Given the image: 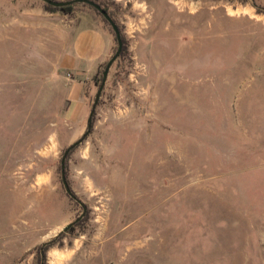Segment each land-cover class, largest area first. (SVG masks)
<instances>
[{
    "label": "rangeland",
    "instance_id": "rangeland-1",
    "mask_svg": "<svg viewBox=\"0 0 264 264\" xmlns=\"http://www.w3.org/2000/svg\"><path fill=\"white\" fill-rule=\"evenodd\" d=\"M98 1L124 47L67 158L84 211L61 160L108 63L78 74L73 41L103 16L0 0V264H264V0Z\"/></svg>",
    "mask_w": 264,
    "mask_h": 264
},
{
    "label": "crops",
    "instance_id": "crops-1",
    "mask_svg": "<svg viewBox=\"0 0 264 264\" xmlns=\"http://www.w3.org/2000/svg\"><path fill=\"white\" fill-rule=\"evenodd\" d=\"M99 21L97 26L83 22V26L77 30L73 41L72 50L75 56L73 67L78 74L87 77L93 75L109 61L115 48L114 34L105 26L103 20ZM75 91L74 99L80 97L81 89L76 88ZM72 104L75 108L80 107L78 102Z\"/></svg>",
    "mask_w": 264,
    "mask_h": 264
},
{
    "label": "water",
    "instance_id": "water-1",
    "mask_svg": "<svg viewBox=\"0 0 264 264\" xmlns=\"http://www.w3.org/2000/svg\"><path fill=\"white\" fill-rule=\"evenodd\" d=\"M41 1H43L44 3H46V4L50 5V6L56 7V8L66 7V6H69V5H73L75 3H85V4H88V5L92 6V7H94L96 10H98L102 14V16L110 24V26L112 27V29H113V31H114V33L116 35V39H117V43H118L117 51L111 57V59L108 61V63L106 64L105 70L103 72V80H102L100 88H99V90H98V92L96 94L95 101H94V104L92 106V110L90 112L89 118H88V130L82 136V138H80L79 140L74 142L72 145H70L66 149V151H65V153H64V155L62 157V160H61V170H62L61 172H62V184H63V187H64L67 195L70 198H72L73 200H75L77 203H79L83 207L84 211H86V209H87L86 205L84 204V202H82L76 196V194H74V192L72 191V189H71V187L69 185V182H68L67 176H66V161H67V158H68L69 154L75 148H77L78 146H80L84 142V140L88 137V135H89V133L91 131V128H92V125H93V118H94V115H95V112H96V108H97V106L99 104L102 92H103V90L105 88V84H106L110 69L113 66V64L117 61L119 56L121 55V53L123 51L124 44H123L121 31H120V28H119L118 24L110 16L109 12L107 10H105L102 6H100L98 3H96L95 1H92V0H69V1L41 0ZM83 215L80 216L78 219H76L74 222L70 223L68 226L64 227L63 228V232H67L70 228H72L74 225H76L81 220Z\"/></svg>",
    "mask_w": 264,
    "mask_h": 264
},
{
    "label": "trees",
    "instance_id": "trees-1",
    "mask_svg": "<svg viewBox=\"0 0 264 264\" xmlns=\"http://www.w3.org/2000/svg\"><path fill=\"white\" fill-rule=\"evenodd\" d=\"M56 1H69V0H56ZM92 1H95L96 3H98L100 6H102L105 10H107L108 12H109V10H108V8L105 6V5H103L101 2H99L98 0H92ZM75 5H76V3L75 4H73V5H69V6H66V7H62V8H56V7H53V6H50V5H48V4H44V8L47 10V11H50V12H57V11H59V12H62V13H64L65 15H69V14H72L73 13V11H74V8H75ZM89 7H91L92 9H94L95 11H98V10H96L94 7H92V6H89ZM101 17H102V14L98 11L97 12ZM109 14H110V16L112 17V15H111V13L109 12ZM113 18V17H112ZM103 21L105 22V23H108L107 22V20L103 17ZM109 24V23H108ZM110 25V24H109ZM112 33L114 34V36H115V39H116V35H115V33H114V31H112ZM122 36V35H121ZM117 40V39H116ZM122 40H123V37H122ZM123 44H124V40H123ZM114 55V54H113ZM112 55V56H113ZM111 56V57H112ZM120 57V56H119ZM111 59V58H110ZM106 67V66H105ZM105 67H104V70H105ZM69 157V156H68ZM66 163H67V161H66ZM62 171V170H61ZM67 176V175H66ZM68 180V179H67ZM64 188V187H63ZM71 200H73L72 198H70ZM73 201H75V200H73Z\"/></svg>",
    "mask_w": 264,
    "mask_h": 264
}]
</instances>
